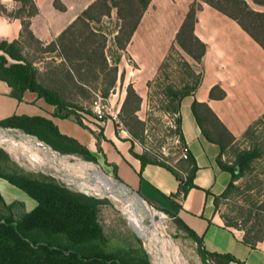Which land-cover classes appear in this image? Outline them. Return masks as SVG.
Returning <instances> with one entry per match:
<instances>
[{
    "label": "crops",
    "instance_id": "0c3cea01",
    "mask_svg": "<svg viewBox=\"0 0 264 264\" xmlns=\"http://www.w3.org/2000/svg\"><path fill=\"white\" fill-rule=\"evenodd\" d=\"M95 1L0 0V43L19 41L23 25L28 23L33 38L45 48L55 43ZM206 1L150 0L125 49L120 50L116 84L107 97L112 107L120 110L130 84L142 99L137 115L145 121V115L140 113L153 89L151 85L158 80L160 65L191 4L196 2L199 8L194 34L205 45V53L199 63L186 58L191 69L200 74V81L192 94L179 101L177 109L187 160L174 156L170 164H159L153 154L142 153L125 127L119 129L108 117L98 119L93 112L89 115L77 111L79 121L69 108L51 104L29 90L20 93L1 80L0 124L17 117L21 120L16 125L3 128L36 137L62 155L71 152L58 135L77 142L95 162L110 170L117 181L151 207L180 219L201 239L205 251L229 255L234 261L228 264H264V242L246 244L244 233L225 226L215 209L213 201L227 186L230 172L222 169L218 161L222 163L220 144L205 138L192 110L194 102L206 105L230 133L232 142L245 134L264 113V49L236 20ZM51 54L56 62H65L57 45ZM2 56L5 55L0 51ZM128 60L133 61L131 72L127 69ZM200 110L196 111L201 115ZM210 127L206 122L205 128ZM184 175L191 187L181 196L176 176L184 180ZM0 197L6 205L25 213L36 206L33 199L1 178Z\"/></svg>",
    "mask_w": 264,
    "mask_h": 264
},
{
    "label": "trees",
    "instance_id": "16d2710c",
    "mask_svg": "<svg viewBox=\"0 0 264 264\" xmlns=\"http://www.w3.org/2000/svg\"><path fill=\"white\" fill-rule=\"evenodd\" d=\"M250 1L256 6L264 7V0ZM149 2L150 0H96L76 18V21L57 38L55 43L45 47V50L51 52L57 45L59 54L65 58L66 63L74 65V70H70L71 74L67 73L70 80L74 78L77 82H83L87 76H90L97 81L100 74H104V78L109 77L108 87L102 93V96L107 98L109 89L116 84L117 62L120 56L114 59L112 64L109 63L110 58L106 44L108 35L93 28L92 25L100 24L102 19L110 17L112 10L115 9L117 11L116 18L122 24L114 41L119 51L124 50ZM206 2L236 20L264 49V12L251 9L245 0H208ZM198 8L199 5L196 2L191 4L186 18L176 34V40L171 45L164 62L160 65L157 81L161 80V73L170 59L172 51L180 49L196 63H199L203 58L205 45L194 34ZM125 26H127V31L124 33ZM256 30H260L262 37L254 33ZM123 33L125 37L122 39ZM26 38L42 46L38 40L33 38L28 23H24L23 37L19 41L0 43V51L5 55L0 57V80L20 93L29 90L42 96L51 104L64 109L69 108L80 121L76 108L65 104L62 92L38 82L36 69L27 63L22 55L21 46L24 45ZM7 58L12 62L9 63ZM183 66L188 69L187 78L181 81L182 86L179 89L174 83L167 84L162 88L166 106L161 110L177 113L179 101L184 96L192 94L198 86L200 74H196L187 61ZM141 102L142 99L129 84L120 113L128 114V122L124 125L134 141L142 140L146 129L145 122L135 115L141 107ZM198 108L201 109V115L196 111ZM192 110L205 138L219 143L223 152L225 146L223 139L233 141L230 133L206 105L194 102ZM90 114L92 113L90 112ZM18 119L17 117L8 119L2 122L0 127L16 125ZM206 122L211 124L210 129L205 128ZM179 131L178 118L176 132L180 134ZM58 137L69 145L66 150L71 152L70 154L79 155L85 161L95 162L85 147L73 140L63 138L61 135ZM257 157H260L257 150L240 152L236 156V165L239 166H236L235 169L226 167L220 159L218 161L221 168L230 172L235 178L236 175H244L251 162ZM237 169H239L238 174L236 173ZM0 178L36 202L34 209L16 218L14 206L6 205L0 197V204L6 212H0V264H150L148 258L140 251L135 254L130 251L126 252V250L110 248L109 240L98 219L102 199L71 190L52 178L39 179V177L17 173L0 174ZM176 178L179 181L178 193L183 196L191 184L187 177L184 180L179 176ZM253 211H255V215L252 216ZM161 212L172 218L178 229L185 232L198 244L202 257H209L216 264H228L234 261L229 255H218L202 249V241L194 231L185 226L173 214L167 211ZM222 219L225 226L237 228L236 223L230 222L225 217ZM252 219L255 220V223L249 228L238 229L244 233L243 241L255 246L264 242V196L262 199H256L253 203L249 215V220Z\"/></svg>",
    "mask_w": 264,
    "mask_h": 264
},
{
    "label": "rangeland",
    "instance_id": "374dc122",
    "mask_svg": "<svg viewBox=\"0 0 264 264\" xmlns=\"http://www.w3.org/2000/svg\"><path fill=\"white\" fill-rule=\"evenodd\" d=\"M245 1L249 4L251 9L264 12V7L254 5L250 0ZM112 12V17H104L100 24L92 25L93 28L101 30L108 35L106 44L111 64L114 59L122 55L114 41L122 22L116 18L117 11L113 9ZM126 31L127 26L124 27V33ZM124 33L121 35L122 39L125 37ZM254 33L262 37L260 30H256ZM21 47L24 60L36 69L38 82L48 88L62 92L65 101H70L71 104H69V106L75 107L77 111L87 114L92 112L91 106L93 105L95 94L99 92L103 95V91L108 87L107 83L110 81L109 77L104 78V74H100V79L97 81L90 76H87V78H85L86 80L84 79L83 82H77L74 78L70 80L68 79L67 73L71 74L70 70H74V65H70L63 60L56 62L51 52H47L44 46H40L29 38L24 39V45ZM126 57L129 59L128 54ZM187 57L188 56L181 52L180 49L172 51L170 53V59L161 73V80L151 85L153 89H151L148 94L147 104L143 107L140 115H145V128L148 126L147 133L151 135L153 139H158L159 135L165 137L168 134V119L165 117V114L167 112L171 113V111L161 110L166 106L162 88L172 83L177 85L176 87H178V89L181 88V81L187 78L186 72L188 69L183 66ZM7 61L10 63L12 62L8 58ZM132 62V60H128L127 62L129 65L127 68L128 72L134 69ZM138 111H140V108ZM138 111L135 114L137 117ZM118 118L119 122L125 127L124 123L128 122V114H121L119 112ZM4 129L5 128L0 127V131ZM11 131L18 136L22 134L16 130ZM14 137H16V139ZM17 138V136H12L11 134H6L4 136L0 134L1 175L17 173L19 175L26 174L39 177V179L52 178L71 190L78 191L76 188L84 189V191L89 190L82 186L74 169L80 161H85L83 157L76 154L62 155L60 152L55 154L53 151L45 149L44 151L47 152H42V154L47 156L43 158L44 156L38 151L27 146L30 141ZM161 140L162 138L158 140V143ZM223 144L225 146L222 152V164L231 169H235L237 166L236 156L240 152L257 150L260 154V157L255 158L251 162L249 169L244 175H236L234 178L230 173L227 186L220 195L215 197V201H213L215 209L221 217H225L230 222L236 223L237 229H247L255 223L254 219L249 220L253 203L256 199H262L264 196V113L252 124L249 130L236 141L232 142L225 138L223 139ZM48 152H50L51 155ZM34 160L38 162L37 164L39 167L34 166L32 163ZM85 162L90 163L89 161ZM93 163L97 164V162ZM101 166L99 167L100 170L108 174L106 171L107 169ZM88 167V171L94 173V171L91 170V165ZM236 171L238 174L239 169ZM108 172L111 171L108 170ZM110 176L114 178L112 172ZM102 180V176L97 174L91 175V178H88V181L92 183H95V181L102 182ZM113 180L116 179L114 178ZM102 197L105 199L101 200L98 219L109 240L110 248L122 251L126 250V252L130 251L135 254L140 251V253L142 252L148 258L150 264H157L154 259L156 256L159 258L160 254L162 255L163 253L156 250L157 252L155 254V250L152 249L155 245H153L152 248L149 247V242H146L144 236L137 229V225H134L129 220L125 212L126 208L124 209V206L122 207L123 204L118 200L106 198L105 196ZM0 212H5L1 204ZM24 213L25 211L22 209H14L16 218ZM253 215H255V211L252 212V216ZM162 216L163 219L161 220V218H159L158 223L162 228L163 235L167 238V242L170 243V247L167 246L168 248H164V252L166 256H169L171 264H216L213 259L201 256L198 244L185 232L178 229L172 218L163 213ZM144 234L149 237L150 242H153L152 234L148 230L145 231ZM154 255L155 258H153ZM179 257L181 261L178 260ZM159 263L162 264L161 262Z\"/></svg>",
    "mask_w": 264,
    "mask_h": 264
},
{
    "label": "bare ground",
    "instance_id": "6f19581e",
    "mask_svg": "<svg viewBox=\"0 0 264 264\" xmlns=\"http://www.w3.org/2000/svg\"><path fill=\"white\" fill-rule=\"evenodd\" d=\"M0 134L4 136L9 133L4 134L2 132ZM14 138L16 139V137ZM19 138H22L25 141H30L28 142L29 144H27V146L31 149L34 148L41 155L44 156L43 158L47 156L45 154H42V152L45 153L47 151H44L45 149L40 145L39 142L30 139H25L22 136H19ZM48 153L51 155L50 152ZM32 163L35 167H39L37 164L38 162L36 160L32 161ZM88 166V164H85L83 161H80V163L76 167H74L75 174L82 186L85 189H89L86 190V192L94 195L99 194L105 196L106 198L118 200L120 203H122V207L124 206V209L126 208L125 212L127 213L129 220L134 225H137V229L144 236L146 242H149V247L152 248L153 245H155L152 248L153 250H155L154 253L156 254L157 251L163 253L162 255L160 254L159 258H157V256L155 258V255L153 256V258H155V262L157 264H160L159 262H161L162 264H171L169 256H166V253L164 252V248L170 247V243L167 242V238L165 235H163L162 228L158 223L160 217L157 214L150 212L147 205L140 201L134 193L129 191V189L122 188L112 178L107 177L103 174L101 170L95 168V166H91V170H93L95 174L101 175L103 180L102 182L95 181V183L88 181V178H91V175H95L94 173L88 171ZM147 230L152 234L151 236L153 238V242H150L149 237L144 234V232ZM178 260L181 261L180 257L178 258Z\"/></svg>",
    "mask_w": 264,
    "mask_h": 264
},
{
    "label": "built area",
    "instance_id": "2783aa9c",
    "mask_svg": "<svg viewBox=\"0 0 264 264\" xmlns=\"http://www.w3.org/2000/svg\"><path fill=\"white\" fill-rule=\"evenodd\" d=\"M112 106L113 105L110 103L109 99L108 98H104L98 92V93L95 94V99H94L93 105L91 106V109H92V112L95 114V116L98 119H103L105 117H108L114 123L117 124L119 129H123L124 126L119 122V118H118L120 110L119 109H114ZM165 117L168 119V121H167L168 127L167 128H169L168 134L165 137L162 136V135H159L158 139H153V137L147 133V130H148V126H147V128L144 130V133H143V139L140 140V141H135V143L138 145L140 150L143 151L142 153H151V154H153V156L156 159V162L159 163V164H164V165L170 164V161H171V159L174 156L175 157L178 156L179 159H182V160H187L188 159V155H187L188 154V150H187V148L184 146V144L182 142L181 135L176 132L177 131L178 114L177 113H173V112H171V113L167 112L165 114ZM160 138H162V140L158 143V140ZM54 153L58 154L57 151L54 152ZM83 162L85 164H88V165H91V166H95V168H97V169L101 166L98 163L94 164L93 162H90V163L85 162V161H83ZM98 170H100V168ZM107 173L108 174L103 172L104 175H106L107 177L112 178L110 176L111 172L107 171ZM185 176L186 175H184V177ZM114 178H112V179H114ZM114 181L116 183H118V185H120L119 181H117V180H114ZM76 189H78L77 192H82L83 194H85L87 196H91V197L95 196L93 194H90V193L84 191L83 189H79V188H76ZM103 198L104 197L99 196V199H103ZM139 200L147 205V207H148L150 212H152L154 214H157L161 218V220L163 219L161 211L151 207V205L146 203L144 200H142V199H139Z\"/></svg>",
    "mask_w": 264,
    "mask_h": 264
},
{
    "label": "water",
    "instance_id": "95a60500",
    "mask_svg": "<svg viewBox=\"0 0 264 264\" xmlns=\"http://www.w3.org/2000/svg\"><path fill=\"white\" fill-rule=\"evenodd\" d=\"M11 130H12V129H4V130H2L1 132H3L4 134L9 133V135L11 134L12 136H17V137L19 138V136H18V135H15ZM22 135H24L23 137H25V139H30V140H33V141H38V142L40 143V145H41L44 149H48V150H50V151L56 152V151H54L49 145H47V144L41 142L38 138L33 137V136H30V135H25V134H21V136H22ZM120 186H121L122 188L129 189V187L123 185L122 183H120ZM129 191H130V190H129ZM132 193H133V192H132ZM134 194L137 196L138 199H141V197H139L136 193H134ZM94 197H95V198H99V196H96V195H95Z\"/></svg>",
    "mask_w": 264,
    "mask_h": 264
}]
</instances>
